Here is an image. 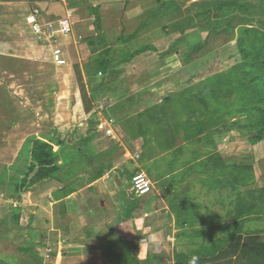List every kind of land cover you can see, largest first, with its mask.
Returning <instances> with one entry per match:
<instances>
[{"label":"crops","instance_id":"obj_1","mask_svg":"<svg viewBox=\"0 0 264 264\" xmlns=\"http://www.w3.org/2000/svg\"><path fill=\"white\" fill-rule=\"evenodd\" d=\"M179 2L0 0L2 72L10 77L33 78L42 74L39 69L44 64L52 68L55 97L51 121L59 133L55 159L60 168L35 184L30 193V203L35 206L31 220L41 223L45 216L49 222V264H177L203 253L209 261L197 260L198 264H231V257L225 254L233 237L262 230L261 222L252 221L257 217L232 221L230 188L216 179L220 170L224 178L228 161L215 149L209 135L183 140L171 157L164 153L150 158L145 154L144 143L150 139L144 137L139 124L144 110L141 101L149 92L161 91L160 87H149V79L156 78L152 75L155 68H136L124 81L113 77L99 86L101 100H108V104L97 113L96 122L91 119L95 110L85 111L81 92L74 85L72 65L81 61L80 48L86 38L95 37L105 49L114 48L115 43L106 45L102 35L124 30L125 39L116 36L118 42L129 46L140 33H152V26L165 29L166 21L180 12ZM34 9L40 10V33L26 22ZM96 15L98 29L91 23H96ZM64 21L69 26L67 34ZM147 45L137 48L133 55L145 60L153 48ZM55 48L61 49L64 66L54 63ZM178 53L172 48L168 56L160 55L156 61L160 65L179 62ZM10 66L18 69L11 72ZM108 114L112 119H107ZM67 127L73 128L69 137L62 134ZM48 140L55 142L47 135ZM134 172L145 174L151 182L149 195L138 196L131 188ZM61 191L68 193L58 196ZM43 198L46 208L40 204ZM247 220L253 229L247 227ZM220 254L223 257L211 260ZM128 255L136 263H130ZM122 258L128 263L120 261Z\"/></svg>","mask_w":264,"mask_h":264},{"label":"rangeland","instance_id":"obj_2","mask_svg":"<svg viewBox=\"0 0 264 264\" xmlns=\"http://www.w3.org/2000/svg\"><path fill=\"white\" fill-rule=\"evenodd\" d=\"M208 5H212V0H180V12L173 19L166 21L165 29H161V25L152 26L150 35L144 36L140 33L129 46L118 42L116 35L121 36V41L126 35H123L124 30L120 34L115 28V31L102 35L106 45L115 43L114 48L105 49L95 37L90 40L86 38L83 41L84 46L80 48L81 61L72 65L73 82L80 90L81 97L84 95L82 101L85 102V111L95 110L91 116L95 121L97 113L108 104V100H101L99 86L113 77L124 81L136 68H155L152 75L156 78L150 76L152 80L149 79V87H160L161 91L159 94L155 90L153 93L149 92L147 96H142L141 101L144 110L141 112L142 119L139 124H142L144 137L150 139L148 142L145 140V154L150 158L160 157L164 153L166 157H171L170 154L183 144L184 131L195 130L204 118L213 120L217 122L216 127L207 129L203 135H209L215 149L228 161L224 165V178L220 170L216 179L220 178L218 181L225 183L232 195L250 202L252 198L256 199V191L264 186V139L250 143L248 139L251 133L239 128L248 120L244 119L239 111L242 106L238 100V92L233 90L227 81L232 68L240 62L237 41L239 29L258 30L264 34V16L252 12L248 20L239 15L227 32L211 34L201 50L190 52V48L199 42L202 43L206 38L210 24L206 19L208 11L202 6ZM91 23L95 28L94 21ZM147 44H151L153 48L149 50L151 52L145 60L142 56L138 58L133 55L137 48L148 46ZM172 48H177L179 62L169 61L160 65L158 57L168 56L167 52ZM106 50H109L107 54L104 53ZM99 61L105 62L106 66L101 68ZM163 66L166 68L163 69ZM4 67V64L0 63V263L49 264L47 259L50 247L46 245V227L49 222L45 216L41 217V223L31 220L30 215L35 208L31 205L32 202L30 203L33 186L18 198L13 193L14 172L11 169L16 165L20 167L25 158V142L33 136L44 141L47 140V135L53 137L55 142L48 140L49 151L58 158L55 146H58L59 133L51 121L55 97L52 93L54 85L50 78L52 68L44 64L39 69L42 71L39 77L17 78L4 74ZM10 67L11 72L18 69ZM198 96L203 97L207 103L205 108L204 104L196 99ZM106 117L108 120L112 119L109 114ZM71 129L73 128L67 127L62 130V134L66 137L73 135ZM57 158L55 160L58 163ZM243 172L250 173V176H241L242 181L234 177ZM45 202L43 198L41 206L45 207ZM14 205L20 209L21 216L17 227L10 222ZM234 206L235 203L232 202V217L239 211ZM253 220L257 224L262 223V230L259 232H264V214ZM250 224L252 225V222L247 220V227L253 229L254 226ZM233 260L231 264H234Z\"/></svg>","mask_w":264,"mask_h":264},{"label":"trees","instance_id":"obj_3","mask_svg":"<svg viewBox=\"0 0 264 264\" xmlns=\"http://www.w3.org/2000/svg\"><path fill=\"white\" fill-rule=\"evenodd\" d=\"M202 8L206 12L208 11L206 19L209 21L210 27L207 29L205 40L190 48V52L201 50L207 44V39L211 34L227 32L230 29L231 23L239 15L248 20L251 18L252 12H258L259 16H264V0H253V2L246 0H212L211 6H202ZM95 17V25L98 29L99 19L97 15ZM237 41L240 62L232 68L227 83L232 86L233 90L238 92V100L242 106L239 111L242 117L248 120L246 124L239 126V128L244 132L251 133L248 141L256 143L264 139V34L258 30L239 29ZM170 51L167 53H170ZM99 66L104 68L106 63L99 61ZM83 97L84 95L82 94V99ZM196 99L201 104H204V108L207 106L203 97L198 96ZM83 103L85 106L84 100ZM216 125L217 122L204 118L200 120L195 130H191V132L184 131L183 137L185 140L191 141L203 135L207 129L215 128ZM236 125L238 124H232V126ZM24 151L25 158L20 167L16 165L11 169L14 172L13 193L18 198L24 195L35 184L56 174L60 168L55 157L49 151V143L38 137L33 136L28 139L25 142ZM136 173L134 172L132 176ZM241 176L249 177L250 173L243 172L234 177L236 179L240 178L239 180L242 181L243 178ZM66 193L68 192L61 191L58 196ZM232 194V191H230L231 203H235L234 207L239 210L236 215L231 216L232 221L242 219L243 217H260V215L264 214V186L256 191V199L254 200L251 197L252 200L250 202L245 200V198H237ZM251 195H253V192H251ZM11 213L12 218L10 222L16 227L19 226L21 219L20 209L14 205ZM225 255L231 257V260L234 258V264H264V232L234 236L230 251ZM128 257L130 263H136L134 258L130 255ZM193 257L196 258V264H198L197 260H199V263H207L209 261L208 256L203 253L186 258L185 261L178 262L177 264H189V261ZM221 257H223L222 254L215 256L211 260H217ZM121 260L128 263L124 258Z\"/></svg>","mask_w":264,"mask_h":264},{"label":"built area","instance_id":"obj_4","mask_svg":"<svg viewBox=\"0 0 264 264\" xmlns=\"http://www.w3.org/2000/svg\"><path fill=\"white\" fill-rule=\"evenodd\" d=\"M40 14L39 9H34L31 14L26 18L27 24L32 28L35 33H40L42 26L38 23L37 17ZM63 31L64 33H69V26L67 21L63 22ZM53 61L57 66H64L66 60L63 57L62 51L60 48H55L53 51ZM130 185L133 191L138 196H145L149 194L152 190V185L147 176L143 173H137L132 176L130 180Z\"/></svg>","mask_w":264,"mask_h":264},{"label":"clouds","instance_id":"obj_5","mask_svg":"<svg viewBox=\"0 0 264 264\" xmlns=\"http://www.w3.org/2000/svg\"><path fill=\"white\" fill-rule=\"evenodd\" d=\"M189 264H196V258L193 257V258L189 261Z\"/></svg>","mask_w":264,"mask_h":264}]
</instances>
